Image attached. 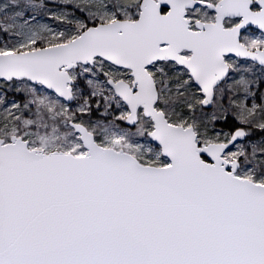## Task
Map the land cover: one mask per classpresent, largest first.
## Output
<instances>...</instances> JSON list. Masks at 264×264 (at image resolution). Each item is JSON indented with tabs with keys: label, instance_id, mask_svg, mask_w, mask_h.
I'll use <instances>...</instances> for the list:
<instances>
[{
	"label": "snow or ice",
	"instance_id": "6c2138e0",
	"mask_svg": "<svg viewBox=\"0 0 264 264\" xmlns=\"http://www.w3.org/2000/svg\"><path fill=\"white\" fill-rule=\"evenodd\" d=\"M0 264H264V0H0Z\"/></svg>",
	"mask_w": 264,
	"mask_h": 264
}]
</instances>
